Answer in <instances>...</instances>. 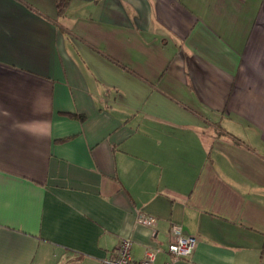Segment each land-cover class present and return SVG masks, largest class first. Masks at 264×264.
Segmentation results:
<instances>
[{
	"label": "crops",
	"instance_id": "1",
	"mask_svg": "<svg viewBox=\"0 0 264 264\" xmlns=\"http://www.w3.org/2000/svg\"><path fill=\"white\" fill-rule=\"evenodd\" d=\"M124 240L264 264V0H0V264Z\"/></svg>",
	"mask_w": 264,
	"mask_h": 264
},
{
	"label": "built area",
	"instance_id": "2",
	"mask_svg": "<svg viewBox=\"0 0 264 264\" xmlns=\"http://www.w3.org/2000/svg\"><path fill=\"white\" fill-rule=\"evenodd\" d=\"M138 224L152 229L155 234V226L157 221L155 218L139 214L137 219ZM173 240L168 246V252L173 258H185L190 256L196 246V239L194 237L183 234L182 229L179 226H173L171 228ZM156 251H148L146 256L141 261H135L131 255V242L124 240L120 243L116 249V253L110 259H107L104 264H154ZM165 264H173L172 262H166Z\"/></svg>",
	"mask_w": 264,
	"mask_h": 264
},
{
	"label": "trees",
	"instance_id": "3",
	"mask_svg": "<svg viewBox=\"0 0 264 264\" xmlns=\"http://www.w3.org/2000/svg\"><path fill=\"white\" fill-rule=\"evenodd\" d=\"M69 2L70 0H56V7L59 14L63 12Z\"/></svg>",
	"mask_w": 264,
	"mask_h": 264
}]
</instances>
